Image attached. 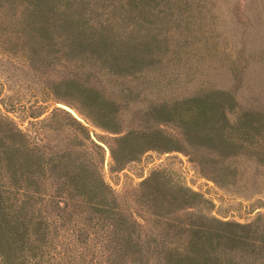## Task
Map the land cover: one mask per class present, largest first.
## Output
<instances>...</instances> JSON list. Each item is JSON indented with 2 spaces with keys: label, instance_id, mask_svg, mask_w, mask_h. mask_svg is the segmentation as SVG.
Returning a JSON list of instances; mask_svg holds the SVG:
<instances>
[{
  "label": "rangeland",
  "instance_id": "1",
  "mask_svg": "<svg viewBox=\"0 0 264 264\" xmlns=\"http://www.w3.org/2000/svg\"><path fill=\"white\" fill-rule=\"evenodd\" d=\"M23 2L0 0L1 142L101 178L138 242L88 228L85 262L264 264V0H40L35 25Z\"/></svg>",
  "mask_w": 264,
  "mask_h": 264
},
{
  "label": "trees",
  "instance_id": "2",
  "mask_svg": "<svg viewBox=\"0 0 264 264\" xmlns=\"http://www.w3.org/2000/svg\"><path fill=\"white\" fill-rule=\"evenodd\" d=\"M43 9L40 0H24L21 11L29 16L27 22L35 25L46 22V16L43 19L41 15ZM90 174L79 165L68 168L59 158L45 156L25 142L3 143L0 139V264H88L90 261L85 262L84 257L92 253L88 228L94 227L97 230L92 232L100 234L103 246L111 241L110 234L114 232L119 247H123L121 239L137 244L133 232L119 225H128L127 220L114 221L101 178ZM77 195L81 196L79 203ZM194 195L190 191L187 198ZM82 203L92 215L80 217L86 211ZM58 243L81 249L58 251ZM137 250L146 254L143 249ZM56 252H60L59 257ZM109 252L108 264H121L120 258L109 256ZM189 253L186 249L178 253L180 264H197Z\"/></svg>",
  "mask_w": 264,
  "mask_h": 264
},
{
  "label": "water",
  "instance_id": "3",
  "mask_svg": "<svg viewBox=\"0 0 264 264\" xmlns=\"http://www.w3.org/2000/svg\"><path fill=\"white\" fill-rule=\"evenodd\" d=\"M61 106L62 107H65L66 109H68L69 111H71V113L75 116V117H77L78 119H80L69 107H67V106H65V105H62L61 104Z\"/></svg>",
  "mask_w": 264,
  "mask_h": 264
}]
</instances>
